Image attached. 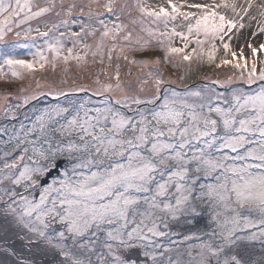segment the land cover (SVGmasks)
<instances>
[{
	"label": "snow or ice",
	"instance_id": "obj_1",
	"mask_svg": "<svg viewBox=\"0 0 264 264\" xmlns=\"http://www.w3.org/2000/svg\"><path fill=\"white\" fill-rule=\"evenodd\" d=\"M258 37L264 0H0V79L36 85L0 111V264H264ZM72 62L96 87L36 77Z\"/></svg>",
	"mask_w": 264,
	"mask_h": 264
},
{
	"label": "rangeland",
	"instance_id": "obj_2",
	"mask_svg": "<svg viewBox=\"0 0 264 264\" xmlns=\"http://www.w3.org/2000/svg\"><path fill=\"white\" fill-rule=\"evenodd\" d=\"M254 27V26H253ZM247 34V33H246ZM257 39H264V38H260L258 37ZM243 42V41H241ZM158 55V53L153 52L151 50H149L146 54H140V53H129V56H135L137 59H148L150 61L154 60L156 58V56ZM90 59V58H89ZM121 65L123 68V71L121 73V78L124 81H131L133 84V92H136L139 86V82L136 80L135 75L129 77L127 75V70H128V65L125 64V62L121 61ZM132 71L133 73H138L140 68L137 65H132ZM156 67V66H153ZM160 72L163 73V77L166 80H172V81H176V85H180L182 83H188L189 80L191 81H196L198 80L200 77L202 76H206V75H211L212 78H219L221 80H224L227 78V76L231 75L232 70L230 68L227 67H222L220 69H216V70H210L208 68L207 65H197L196 63H193L192 65V73L191 76L189 77V80L186 81H179L178 80V76L181 74L182 71H185L187 69V65H184L182 67L179 68H173L172 64L169 63L167 65H160L158 66ZM62 68V66H61ZM84 69H87V72L84 71ZM148 69L146 68L145 71H147ZM7 71V70H6ZM93 71V67L89 64V65H84L82 68H78L75 64V62H72L70 65V71L68 73V85H60L59 81L61 79V70L57 69V71L54 73L52 72L51 69H49L48 71L44 72V73H37L36 77L41 79L42 84H45V82L47 83H52L55 82V85L58 87H68V86H72L73 85V80L72 77H83L82 79H77L75 81L76 84H88L91 87H96V85L93 84L92 81V77L89 76L87 73L88 72H92ZM101 79H103V77H101ZM46 86V84H45ZM145 89H148L151 86V82H149V84L147 85H142ZM21 88H25L27 90L26 93H21L20 89ZM36 90V85H35V80L29 76L28 74H24V79H14L12 78L10 75L7 76L4 79H0V111H2L3 105L5 103V100L3 99L5 96L10 97L9 99V103L12 102L11 97H20L24 94L30 93L32 91ZM132 94V93H130ZM144 93H141V95H143ZM85 95L84 93H78L77 96L81 97ZM51 98V97H50ZM50 103H56V102H50ZM49 104V103H47ZM0 119H2V117H0ZM208 220V214L207 212L204 215L203 220L201 221L200 224H197L196 227L197 228H201L204 226V224L207 222ZM243 222L241 221V226H242ZM213 227H215V225H213ZM178 230H182V231H187V229H178ZM262 244L260 241H256L253 242L250 250L255 254L254 258H258L260 255H264V252H262Z\"/></svg>",
	"mask_w": 264,
	"mask_h": 264
},
{
	"label": "trees",
	"instance_id": "obj_3",
	"mask_svg": "<svg viewBox=\"0 0 264 264\" xmlns=\"http://www.w3.org/2000/svg\"><path fill=\"white\" fill-rule=\"evenodd\" d=\"M50 102H57V101L55 99H53V98H50V97H44V98H42L40 104H38L37 106H41L42 104H47V103H50Z\"/></svg>",
	"mask_w": 264,
	"mask_h": 264
}]
</instances>
